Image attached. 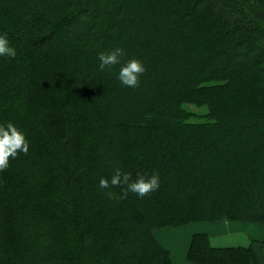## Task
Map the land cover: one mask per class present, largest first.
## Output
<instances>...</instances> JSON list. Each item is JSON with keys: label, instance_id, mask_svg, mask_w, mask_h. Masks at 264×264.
<instances>
[{"label": "trees", "instance_id": "16d2710c", "mask_svg": "<svg viewBox=\"0 0 264 264\" xmlns=\"http://www.w3.org/2000/svg\"><path fill=\"white\" fill-rule=\"evenodd\" d=\"M0 34L17 53L0 56V125L30 145L0 172V264H172L157 229L264 227V0H0ZM133 58L136 88L117 78ZM116 168L159 188L110 197ZM186 260L264 264L206 231Z\"/></svg>", "mask_w": 264, "mask_h": 264}, {"label": "clouds", "instance_id": "9594fccd", "mask_svg": "<svg viewBox=\"0 0 264 264\" xmlns=\"http://www.w3.org/2000/svg\"><path fill=\"white\" fill-rule=\"evenodd\" d=\"M17 55L16 50L10 46V42L6 34H0V56L14 58ZM125 55L124 50L117 47L110 52H100L98 59L100 61L99 68L112 67L121 63V57ZM146 69L139 59H130L123 64L118 73V80L122 85L130 88L139 86L140 77L145 73ZM29 142L23 132H21L13 123L8 122L6 127L0 125V172L9 167V161L16 159L20 153L27 155L29 152ZM137 179H131L130 172H122L120 168H116L110 181L106 178L99 180L101 189H108L110 186H125L119 196L109 192L110 197L116 199L127 198L129 192L143 198L150 195L159 188V176L153 174L146 178L137 174Z\"/></svg>", "mask_w": 264, "mask_h": 264}, {"label": "rangeland", "instance_id": "374dc122", "mask_svg": "<svg viewBox=\"0 0 264 264\" xmlns=\"http://www.w3.org/2000/svg\"><path fill=\"white\" fill-rule=\"evenodd\" d=\"M43 66L48 67L46 63H43ZM187 108L193 112L195 111L198 114L202 113V110H200L193 104H188ZM106 121L107 119H103L99 123V124H102L99 127H103L107 131H109V127L104 126L106 125L105 123ZM100 149H101V152L103 149L106 150V145L101 146ZM113 158H114V155L113 157L109 156L108 158H105L103 160L104 161L103 166H106L107 164L113 162ZM102 162H100V164ZM199 224L201 225V223ZM203 224L205 225V228H199V229L201 230L204 229V231H206L209 234L210 242L213 246H220V247L221 246H224V247L225 246H236V245L246 246L254 239L256 240V239L264 238V227L260 225H256L254 223L252 225H241V224H244V222H238V221L229 222V221H224V220H222L221 222L220 220L214 223L203 222ZM195 229H196V225L194 222V223H189L185 226H181L177 228L165 227V228L157 229L155 231V235L157 239L170 251V254H172V257L174 259V263L182 264L183 263V260H182L183 250L181 249L187 247L188 239L190 238L192 231ZM243 232L247 235V237L244 236ZM115 235L113 236V241L117 245H119L118 235L117 236ZM184 258H185V255H184Z\"/></svg>", "mask_w": 264, "mask_h": 264}, {"label": "crops", "instance_id": "0c3cea01", "mask_svg": "<svg viewBox=\"0 0 264 264\" xmlns=\"http://www.w3.org/2000/svg\"><path fill=\"white\" fill-rule=\"evenodd\" d=\"M222 222V221H221ZM199 223H201V225L199 224ZM205 224V223H204ZM203 224V222H196L195 223V225H196V229L195 230H193L192 231V233H194V232H204V229L203 230H201V229H199V228H205V225ZM200 225V226H199ZM203 225H204V227H203ZM241 225H251V224H241ZM240 225V226H241ZM239 226V227H240ZM244 233V232H243ZM222 235V234H221ZM224 236V235H223ZM244 236L245 237H247V235L244 233ZM249 240V239H248ZM260 240H264V238H261V239H254V240H252L248 245H250V244H253V246H254V248L257 250V252H258V255L260 256V258H261V260L264 262V248H261L260 247V245H259V243H258V241H260ZM189 241H190V238L188 239V243H187V247L186 248H182L181 250H183V263L182 264H193L192 262H189V261H187L186 260V251H187V248H188V245H189ZM250 241V240H249ZM248 245H246V246H248ZM239 246H245V245H239ZM184 255H185V258H184ZM171 257H172V254H171ZM172 264H175L174 263V259H173V257H172Z\"/></svg>", "mask_w": 264, "mask_h": 264}, {"label": "bare ground", "instance_id": "6f19581e", "mask_svg": "<svg viewBox=\"0 0 264 264\" xmlns=\"http://www.w3.org/2000/svg\"><path fill=\"white\" fill-rule=\"evenodd\" d=\"M119 230V229H118ZM21 240H22V238H21ZM18 241V240H17ZM24 242H25V240H24ZM20 243H21V241H20ZM28 243V242H27ZM24 244H26V243H24ZM33 244V243H32ZM20 245V244H19ZM29 245V244H28ZM33 249V248H32ZM27 250V249H26ZM37 251V250H36ZM34 252V251H33Z\"/></svg>", "mask_w": 264, "mask_h": 264}]
</instances>
